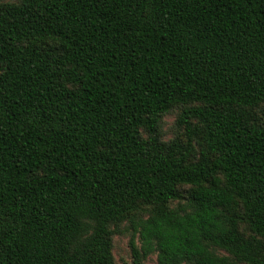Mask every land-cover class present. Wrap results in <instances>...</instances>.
Instances as JSON below:
<instances>
[{"label": "trees", "instance_id": "16d2710c", "mask_svg": "<svg viewBox=\"0 0 264 264\" xmlns=\"http://www.w3.org/2000/svg\"><path fill=\"white\" fill-rule=\"evenodd\" d=\"M125 223L134 264H264V0H0V264Z\"/></svg>", "mask_w": 264, "mask_h": 264}, {"label": "rangeland", "instance_id": "374dc122", "mask_svg": "<svg viewBox=\"0 0 264 264\" xmlns=\"http://www.w3.org/2000/svg\"><path fill=\"white\" fill-rule=\"evenodd\" d=\"M179 115V109H174L171 112L165 114L161 122V135L165 140H170L176 135L182 133V129L177 126V118ZM122 233H118L114 236V256L117 264H134L131 248L130 237L131 231L129 224L122 225ZM138 244L139 241H138ZM223 253V252H222ZM147 264H159L157 260V254H151L146 259Z\"/></svg>", "mask_w": 264, "mask_h": 264}]
</instances>
